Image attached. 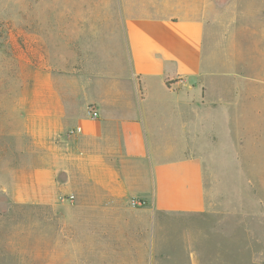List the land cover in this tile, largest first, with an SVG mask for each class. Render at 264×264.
I'll list each match as a JSON object with an SVG mask.
<instances>
[{
  "label": "crops",
  "instance_id": "crops-1",
  "mask_svg": "<svg viewBox=\"0 0 264 264\" xmlns=\"http://www.w3.org/2000/svg\"><path fill=\"white\" fill-rule=\"evenodd\" d=\"M240 1L54 4L53 57L69 63L38 68L28 112L38 165L20 201L69 191L87 241L100 227L102 246H139L144 263L158 212L205 213L200 140L208 124L207 139L232 136L222 80L247 74L243 52L264 57V9ZM48 73L54 81H41ZM131 199L145 205L127 211Z\"/></svg>",
  "mask_w": 264,
  "mask_h": 264
},
{
  "label": "rangeland",
  "instance_id": "rangeland-1",
  "mask_svg": "<svg viewBox=\"0 0 264 264\" xmlns=\"http://www.w3.org/2000/svg\"><path fill=\"white\" fill-rule=\"evenodd\" d=\"M70 1L102 0H0V264H264V74L258 73L264 57L254 49L243 52L247 74L241 67L244 73L222 80L232 85L231 138L207 139L208 124L200 140L207 211L158 212L146 263L135 253L139 246H102L100 227L87 241L69 191L56 194L55 202L54 196L20 201L38 165L28 131L38 68L69 63L53 57V6ZM240 2L241 9H264V0ZM53 76L41 74V81ZM131 200L127 211L141 208Z\"/></svg>",
  "mask_w": 264,
  "mask_h": 264
},
{
  "label": "built area",
  "instance_id": "built-area-1",
  "mask_svg": "<svg viewBox=\"0 0 264 264\" xmlns=\"http://www.w3.org/2000/svg\"><path fill=\"white\" fill-rule=\"evenodd\" d=\"M88 115L91 118L95 119L98 117V112L94 109L89 108L88 109ZM130 202H131L132 206H134V207H143L145 205V203L139 199H132Z\"/></svg>",
  "mask_w": 264,
  "mask_h": 264
}]
</instances>
